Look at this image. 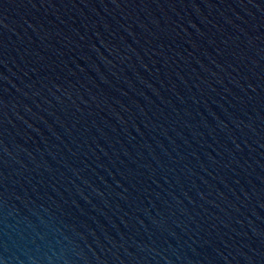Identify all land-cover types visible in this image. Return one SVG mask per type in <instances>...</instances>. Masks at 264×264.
<instances>
[{"label":"water","instance_id":"water-1","mask_svg":"<svg viewBox=\"0 0 264 264\" xmlns=\"http://www.w3.org/2000/svg\"><path fill=\"white\" fill-rule=\"evenodd\" d=\"M0 264H264V126L105 0H0Z\"/></svg>","mask_w":264,"mask_h":264}]
</instances>
